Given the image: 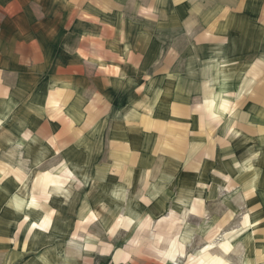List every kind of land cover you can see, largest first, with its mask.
Here are the masks:
<instances>
[{"label": "crops", "instance_id": "0c3cea01", "mask_svg": "<svg viewBox=\"0 0 264 264\" xmlns=\"http://www.w3.org/2000/svg\"><path fill=\"white\" fill-rule=\"evenodd\" d=\"M262 179L264 0H0V264L134 263L135 224L191 238Z\"/></svg>", "mask_w": 264, "mask_h": 264}, {"label": "rangeland", "instance_id": "374dc122", "mask_svg": "<svg viewBox=\"0 0 264 264\" xmlns=\"http://www.w3.org/2000/svg\"><path fill=\"white\" fill-rule=\"evenodd\" d=\"M247 65L245 63H232L230 68H244ZM2 166L8 168L5 164H2ZM45 167H49V164L46 165L43 162L40 168ZM3 176L5 175L2 174L1 177ZM262 182L264 183L263 179ZM232 188L225 187L222 193H228V190ZM246 194L248 202L250 201L249 198L254 196L252 188ZM260 201L261 205L259 207L247 206L244 217V210H240L241 212L239 213L229 211L223 207H214L213 209L218 211V213L224 211L223 215H230L231 217H224L222 214L215 212L217 217H214V219L218 218L220 221H214L213 224L212 218H208L205 213H202V220L192 227V233H197L191 238L189 237L190 224L186 221L187 217L184 218L183 210L177 207L175 209L172 208L174 213L167 217L165 221L158 222L154 220L134 225V228L137 225L139 228L136 234L133 233V237L128 238L125 243V252L127 250L125 257L128 258L131 255L130 252H133L136 260L130 264H174V261L170 259L163 260L160 251L166 247L167 239L176 232L178 244H182L181 247L178 246L179 249L175 257L176 264H188L189 255H193L196 258L198 255L200 258V249L206 243L219 242L224 238H228L231 244V254L227 256V264H264V198ZM229 218L230 220H228ZM158 235L164 236L165 239L162 241ZM180 251H183L182 256L179 254ZM105 258L103 257V259ZM106 263L107 261L100 264ZM192 264L197 263L192 262Z\"/></svg>", "mask_w": 264, "mask_h": 264}]
</instances>
